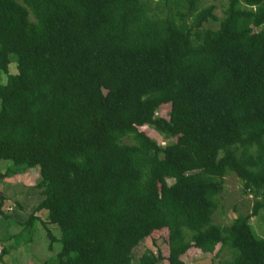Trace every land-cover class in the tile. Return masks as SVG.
Instances as JSON below:
<instances>
[{
	"label": "trees",
	"instance_id": "16d2710c",
	"mask_svg": "<svg viewBox=\"0 0 264 264\" xmlns=\"http://www.w3.org/2000/svg\"><path fill=\"white\" fill-rule=\"evenodd\" d=\"M200 1L0 0V183L38 174L27 217L0 194V220L31 236L39 221L49 251L57 228L43 264H184L190 248L264 264L256 210L211 220L227 175L264 206V0H226L214 31ZM162 229L167 256L133 263Z\"/></svg>",
	"mask_w": 264,
	"mask_h": 264
},
{
	"label": "rangeland",
	"instance_id": "374dc122",
	"mask_svg": "<svg viewBox=\"0 0 264 264\" xmlns=\"http://www.w3.org/2000/svg\"><path fill=\"white\" fill-rule=\"evenodd\" d=\"M226 0H201L200 6L207 7L212 5L213 14L216 18L214 21H208L201 26L202 30L214 31L218 27V23L223 17ZM15 64L10 62L7 67L9 75L15 74ZM4 81V77L0 78ZM168 111V106L164 105L158 108L157 114L162 116ZM146 134L154 140H159V137L150 130H144ZM10 163L0 161V172H3ZM37 169L27 170L22 175H9L0 183V194L6 198L1 207V211L10 214L15 218L25 219L30 213L31 208L37 202L38 197L33 191H26L25 187H30L35 183L37 178ZM8 181V182H5ZM35 191V190H34ZM19 203L21 209L15 206V202ZM216 209L211 216L212 223L216 226H228L233 218L239 214L251 213L252 210L257 211V215L251 217L249 225L257 237L264 239V206L261 199H253L242 192L240 182L233 176L227 175L223 179V189L216 197ZM7 209V212H5ZM40 220H43L45 213L43 211L35 214ZM6 221L0 220V237L5 234L7 236L17 235L21 227L12 224V219ZM36 230L32 232V236L27 231L20 233L19 236L10 238L9 241H1L0 244V264H43L48 258L54 256L60 249V244L57 241L59 232L53 225L48 226L49 231L55 241L52 244L51 250L47 249V238L42 230L39 221L35 223ZM167 233L165 229L154 231L148 238L138 244L133 250V263L144 250L152 252L159 251L164 258L167 256ZM29 240V241H28ZM26 241L27 244H23ZM11 246L8 253L1 255L3 248ZM181 261L184 264H218V259L212 254H206L200 250L190 248L182 257ZM157 264H165L163 261Z\"/></svg>",
	"mask_w": 264,
	"mask_h": 264
},
{
	"label": "crops",
	"instance_id": "0c3cea01",
	"mask_svg": "<svg viewBox=\"0 0 264 264\" xmlns=\"http://www.w3.org/2000/svg\"><path fill=\"white\" fill-rule=\"evenodd\" d=\"M5 180H7V179H5ZM5 182H8V181H5ZM3 238H4V234L0 237V244H1V241H2Z\"/></svg>",
	"mask_w": 264,
	"mask_h": 264
}]
</instances>
